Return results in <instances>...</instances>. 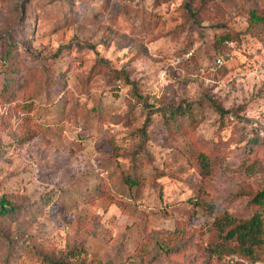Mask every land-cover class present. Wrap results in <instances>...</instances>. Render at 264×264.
<instances>
[{
    "label": "rangeland",
    "instance_id": "1",
    "mask_svg": "<svg viewBox=\"0 0 264 264\" xmlns=\"http://www.w3.org/2000/svg\"><path fill=\"white\" fill-rule=\"evenodd\" d=\"M250 10L264 0H0V264H264L209 248L264 190Z\"/></svg>",
    "mask_w": 264,
    "mask_h": 264
},
{
    "label": "trees",
    "instance_id": "2",
    "mask_svg": "<svg viewBox=\"0 0 264 264\" xmlns=\"http://www.w3.org/2000/svg\"><path fill=\"white\" fill-rule=\"evenodd\" d=\"M248 14V18L252 22L260 23L264 21V13L259 14L254 10H250ZM227 38L226 35H222L218 40L222 41ZM218 58L220 57L216 56L213 60L215 66H218L216 64ZM0 63L6 65V61L1 56ZM14 93V89L8 90L6 86H2L0 89V97L4 99H8L9 96ZM33 96L34 93L20 105L21 109L27 112L26 114H29L34 106L32 102ZM170 114L173 116L176 114V111H171ZM199 160L205 171L209 172L212 162H214L212 158L201 153L199 154ZM131 181L132 182H129L130 184L134 183L133 179H131ZM249 202L258 208V210H254L248 219L238 220L225 212L222 216L214 220V228L217 232L215 238L209 243V248L216 257L221 258L236 255L250 263L258 261L264 263V215L259 211V208L264 204V190L258 191L252 195ZM9 208L7 203L4 202L3 199H0V214L2 216L7 215L11 211Z\"/></svg>",
    "mask_w": 264,
    "mask_h": 264
},
{
    "label": "built area",
    "instance_id": "3",
    "mask_svg": "<svg viewBox=\"0 0 264 264\" xmlns=\"http://www.w3.org/2000/svg\"><path fill=\"white\" fill-rule=\"evenodd\" d=\"M216 64L219 66V65H221L222 64V60L220 59V58H218L217 60H216Z\"/></svg>",
    "mask_w": 264,
    "mask_h": 264
}]
</instances>
